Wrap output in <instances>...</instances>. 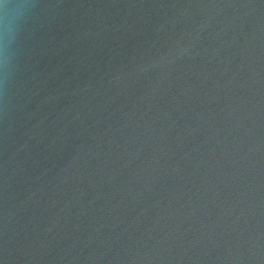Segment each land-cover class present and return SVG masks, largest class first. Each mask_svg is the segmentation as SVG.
I'll return each mask as SVG.
<instances>
[{
	"label": "water",
	"instance_id": "95a60500",
	"mask_svg": "<svg viewBox=\"0 0 264 264\" xmlns=\"http://www.w3.org/2000/svg\"><path fill=\"white\" fill-rule=\"evenodd\" d=\"M0 22V264H264V0H28Z\"/></svg>",
	"mask_w": 264,
	"mask_h": 264
},
{
	"label": "clouds",
	"instance_id": "9594fccd",
	"mask_svg": "<svg viewBox=\"0 0 264 264\" xmlns=\"http://www.w3.org/2000/svg\"><path fill=\"white\" fill-rule=\"evenodd\" d=\"M27 4L28 0H0V22L5 34L13 31L21 10Z\"/></svg>",
	"mask_w": 264,
	"mask_h": 264
}]
</instances>
